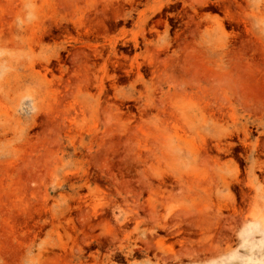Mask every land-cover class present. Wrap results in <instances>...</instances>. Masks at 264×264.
<instances>
[{
    "label": "rangeland",
    "instance_id": "1",
    "mask_svg": "<svg viewBox=\"0 0 264 264\" xmlns=\"http://www.w3.org/2000/svg\"><path fill=\"white\" fill-rule=\"evenodd\" d=\"M0 264H264V0H0Z\"/></svg>",
    "mask_w": 264,
    "mask_h": 264
}]
</instances>
